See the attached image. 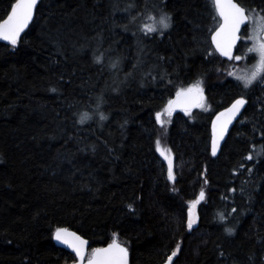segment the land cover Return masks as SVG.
Returning a JSON list of instances; mask_svg holds the SVG:
<instances>
[{
    "label": "trees",
    "instance_id": "obj_1",
    "mask_svg": "<svg viewBox=\"0 0 264 264\" xmlns=\"http://www.w3.org/2000/svg\"><path fill=\"white\" fill-rule=\"evenodd\" d=\"M162 12L172 26L146 34ZM218 23L212 0H39L17 45L0 41V264H74L57 228L88 252L115 240L128 264H165L177 244L172 264H264V83L231 78L210 45ZM197 81L201 105L165 115ZM241 97L213 157L212 119Z\"/></svg>",
    "mask_w": 264,
    "mask_h": 264
},
{
    "label": "snow or ice",
    "instance_id": "obj_2",
    "mask_svg": "<svg viewBox=\"0 0 264 264\" xmlns=\"http://www.w3.org/2000/svg\"><path fill=\"white\" fill-rule=\"evenodd\" d=\"M37 4L38 0H15V2L10 5V11L6 13V18L0 19V40L7 41L15 47L18 43L20 34L33 20L34 10L37 8ZM213 5L223 22L219 24V27L216 28L212 35V43L215 45L216 50L221 56L227 57L229 60L234 59L239 61L244 57L241 55H234V49L239 51L237 48V42L241 40V27H246V22L250 18H255L257 10L245 8L240 3L234 2V0H213ZM259 12V19L264 21V8L259 9ZM249 13H252L253 16L250 17ZM171 26L172 16L167 12H162L155 25H145L146 34L159 31L160 34L163 35L164 30L169 29ZM247 51L258 53L259 60L253 65V70L250 74L237 77V80L243 82L244 88L253 85L254 81L264 83V42L259 43L258 46L248 48ZM97 62H99V57L97 58ZM229 75H233V73H229ZM53 91H55V89H53ZM193 98L197 100L203 99V88L199 81L190 85L187 89H180L177 91L176 100H170L165 108L167 115L171 116L173 108L180 104H183L184 110L187 111L188 107L191 106L188 101ZM245 103L246 101L243 97L236 99L231 107L219 113L216 119L212 122L213 156L217 153L218 142L223 139L228 124L237 116ZM161 115V112H157L156 120L157 122L163 123ZM85 118V116H82L80 122L83 123ZM105 118L106 117L101 115V119ZM157 151H160L161 155H163L168 161V179L174 180L172 159L168 154L161 151L159 141H157ZM247 158L251 160L253 157L249 155ZM204 197L205 193L201 190L199 198L190 202L187 220V227L189 229L192 228L197 220V217L194 214V209ZM128 207L131 208L132 205H128ZM233 211L236 210L233 209ZM221 219H223V216H221ZM225 231L231 235L234 230L232 228H227ZM55 239L71 248L75 252L76 257L79 258V264H82L85 255V246L88 243L87 240L77 235L75 232H69L67 228H57ZM179 251L180 245L177 244L176 248L167 256L165 264H172L173 257L177 256ZM221 255H223V253H221ZM88 264H128V249L113 240V242L108 244L106 248L92 249L91 258L88 260Z\"/></svg>",
    "mask_w": 264,
    "mask_h": 264
},
{
    "label": "rangeland",
    "instance_id": "obj_3",
    "mask_svg": "<svg viewBox=\"0 0 264 264\" xmlns=\"http://www.w3.org/2000/svg\"><path fill=\"white\" fill-rule=\"evenodd\" d=\"M252 16L253 15L250 14V17H252ZM157 27H158V25H157ZM263 31H264V21H261L259 19L258 14L255 15V18L249 19L248 26L246 27V29L243 30V32L241 34V42H240L241 45H240L239 54H238L244 58H242L239 61L233 59V61L231 62V64L227 68V70H229L230 73H233V75H231V78L233 80H235L236 82L240 83L242 86H243V82L240 80H237V77L243 76L245 74H250L251 71L253 70V65H255L259 60L258 53L248 52L247 50H248V48L258 46L259 43L264 42L260 38V35L262 34ZM257 82L258 81H254L253 84H255ZM165 115H167L166 111H165ZM167 116H169V115H167ZM159 145H160L161 151L168 154L171 157L172 162H173V157H172L171 153L168 151V149L164 146V144L162 142H159ZM157 153H158L159 157L162 159V161L165 163V166L167 169V177H168V161L164 158L163 155H161L160 151H157ZM189 206H190V202L188 203L187 207L189 208ZM194 214L197 217V205L194 209ZM187 220H188V210H187ZM91 254H92V251L88 252L86 254L82 264H88V260L91 258ZM77 264H79V263H77Z\"/></svg>",
    "mask_w": 264,
    "mask_h": 264
},
{
    "label": "water",
    "instance_id": "obj_4",
    "mask_svg": "<svg viewBox=\"0 0 264 264\" xmlns=\"http://www.w3.org/2000/svg\"><path fill=\"white\" fill-rule=\"evenodd\" d=\"M38 1H39V0H38ZM212 3H213V0H212ZM213 7H214V5H213ZM214 10H215V8H214ZM34 11H35V10H34ZM215 13H216V16H217V18H218L219 24L222 23L223 21H222V19L219 17V15H218V13L216 12V10H215ZM31 22H32V21H31ZM31 22L29 23V26H30ZM247 23H248V21L246 22V25H247ZM219 24H218V26H217L216 28L219 27ZM29 26H28V27H27V28H26V29L20 34V37L25 33V31L29 28ZM216 28H215V30H216ZM244 28H245V26H242V27H241V32H242V30H243ZM215 30H214V31L212 32V34L210 35V45H211L212 49L214 50V52L217 54V56H218L221 60L229 62V61H231V60H229L227 57L221 56L220 53L216 50L215 45L212 43V35L214 34ZM240 34H241V33H240ZM20 37H19V38H20ZM261 38H262V40H264V32H263V34L261 35ZM0 41L3 42V43H6V44L11 45V44H10L9 42H7V41H3V40H0ZM239 42H240V41L237 42V45H238ZM234 50H235V49H234ZM174 100H176V96L174 97L173 101H174ZM201 102H202V100H197V99L193 98V99H191V100L188 101V103L191 104V106L188 107V110H187V111L184 110V106H183V104H180V105H177V106H175V107L173 108L172 113H173V112L190 113L192 110H194L195 108H197V107L201 104ZM229 107H231V106H229ZM229 107H228V108H229ZM243 107H244V106H243ZM243 107L241 108V110H240V112L237 114V116L232 120V122L228 124L227 131L225 132L223 139L219 140V142H218L217 153L219 152L220 147H221L223 141L225 140V138H226L228 132L230 131L232 125L235 123V121H236L238 115L241 113ZM226 109H227V108H226ZM223 111H224V110H222L221 112H223ZM221 112H219V113H221ZM219 113H218V114H219ZM218 114H217V115H218ZM217 115L213 118L212 122L216 119ZM217 153H216V155H217ZM211 154H212V123H211ZM216 155H215V156H216ZM212 156H213V155H212ZM213 157H214V156H213ZM69 232H72V231H69ZM53 241H54V243H55L56 246H58L59 248L65 250V251H67V252H69L70 254H72V255L76 258V260L79 262V258L76 257L75 252H74L71 248H69L67 245L63 244V243L60 242V241H57V240L55 239V234H54V236H53ZM86 252H87V245L85 246V254H86ZM84 257H85V255H84Z\"/></svg>",
    "mask_w": 264,
    "mask_h": 264
},
{
    "label": "bare ground",
    "instance_id": "obj_5",
    "mask_svg": "<svg viewBox=\"0 0 264 264\" xmlns=\"http://www.w3.org/2000/svg\"><path fill=\"white\" fill-rule=\"evenodd\" d=\"M151 1V0H150ZM131 3V2H130ZM150 3V2H149ZM155 3V2H154ZM152 4V3H151ZM158 4V3H157ZM159 5V4H158ZM132 6V5H131ZM128 7V6H127ZM134 7V6H133ZM142 7V6H141ZM155 7H156V5H155ZM128 8H130V7H128ZM144 8V7H143ZM125 9V8H124ZM135 9V8H134ZM127 10V9H126ZM148 10V9H147ZM154 10V9H153ZM144 11V10H143ZM152 11V10H151ZM154 14V13H153ZM132 16V15H131ZM143 21V20H142ZM148 21V20H147ZM135 25V24H134ZM136 25H138V24H136ZM134 27V26H133ZM227 228V227H226Z\"/></svg>",
    "mask_w": 264,
    "mask_h": 264
}]
</instances>
